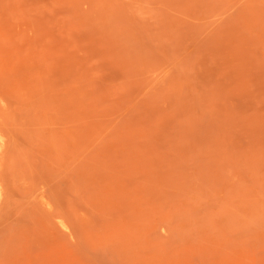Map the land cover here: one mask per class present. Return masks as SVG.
I'll use <instances>...</instances> for the list:
<instances>
[{
	"label": "rangeland",
	"instance_id": "374dc122",
	"mask_svg": "<svg viewBox=\"0 0 264 264\" xmlns=\"http://www.w3.org/2000/svg\"><path fill=\"white\" fill-rule=\"evenodd\" d=\"M0 264H264V0H0Z\"/></svg>",
	"mask_w": 264,
	"mask_h": 264
}]
</instances>
